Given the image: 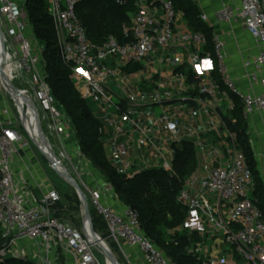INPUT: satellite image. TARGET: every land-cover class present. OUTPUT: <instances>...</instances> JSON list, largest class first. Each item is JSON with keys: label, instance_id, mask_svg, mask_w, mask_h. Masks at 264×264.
I'll return each instance as SVG.
<instances>
[{"label": "built area", "instance_id": "obj_1", "mask_svg": "<svg viewBox=\"0 0 264 264\" xmlns=\"http://www.w3.org/2000/svg\"><path fill=\"white\" fill-rule=\"evenodd\" d=\"M82 1L47 0V5L59 59L71 67L80 97L96 107L99 134L103 135L106 127L112 130L115 144L111 155L125 161L129 150L121 140L136 133L139 146L157 152L162 159L161 169L174 173L172 162L161 153L151 129L141 122L149 115L134 108L123 111L120 95L112 89L126 84L124 70L128 65L141 66L158 51L160 65L174 67L176 63L168 51L182 46L191 48L188 64L201 77L211 74L213 62L204 59L206 35L187 26L177 31L182 17L172 0H114L120 6L129 2L135 5L130 15L131 30H124L133 39L120 44L109 38L95 44L77 14ZM202 19L207 21L204 16ZM234 19L262 46L253 64V80L260 85V92L246 94L240 89L226 66V45L216 37L214 53L224 88L215 79H207L202 80L200 92L216 98L225 89L228 95L239 98L247 116L264 112L263 0H239L236 10L226 7L218 16L219 21ZM0 31V224L6 246L1 255L13 254L22 260L29 257L35 264H101L88 224L77 229L56 217L61 196L45 174L34 152L35 145L45 159L47 156L58 162L60 172L75 179L89 207L104 220L109 236L103 239L97 235L100 241L111 240L128 261L130 248L139 251L146 264H175L144 233L139 213L124 204L118 209L115 204L121 202L114 190L103 179L91 176L88 168L92 164L79 148L72 119L47 83V64L30 22L27 0H0ZM162 121L165 130L175 137L178 125L167 116ZM253 186L250 168L234 150L226 163L205 176L192 177L180 191L177 201L188 211L187 231L200 235L211 231L231 249V260L204 256L202 264H264V218L252 195ZM206 195H215L227 205L226 218L218 216L219 208ZM108 249L111 251L109 244Z\"/></svg>", "mask_w": 264, "mask_h": 264}, {"label": "crops", "instance_id": "obj_2", "mask_svg": "<svg viewBox=\"0 0 264 264\" xmlns=\"http://www.w3.org/2000/svg\"><path fill=\"white\" fill-rule=\"evenodd\" d=\"M199 9L201 16L206 17L205 22L213 29L214 36L220 38L226 45V66L233 79L237 81L240 89L246 94H258L260 85L255 83L253 76L256 73L254 61L259 56L262 46L253 40L247 33L244 25L237 20L219 21L218 16L229 7L233 10L239 6V0H191ZM264 3V0H263ZM182 19L179 23L178 32L188 27L184 12H179ZM189 28V27H188ZM191 48L187 46L172 48L168 51L169 56L175 61L172 68L163 67L159 60L161 52L150 57L141 65L142 70L133 75H139L145 70L150 73L141 74L137 83H132L128 75L124 73L127 93L121 89V85L113 88L120 95L119 103L122 110L134 108L149 117L144 116L141 122L152 131L157 139L159 149L167 160L172 162L176 158L173 151L181 147L182 142L191 141L196 149L197 169L195 173L185 181L188 184L194 176H205L219 164L226 163L230 158V152L236 151L241 157L242 153L236 145V135L231 133L223 122V118L233 121L232 113L235 109V100L223 89L222 94L216 98H209L200 92L202 80L214 79L212 74H204L202 77L188 64ZM211 58L210 53L204 54V59ZM205 69V67L203 68ZM127 76V77H126ZM137 90V91H136ZM159 106V108H155ZM96 116L97 110L94 108ZM167 116L171 122L178 125V133L175 137L165 130L162 119ZM248 122V138L253 151L254 159L264 186V112H253L246 116ZM112 130L105 128L101 136L108 161L121 173L133 175L136 172L161 169L162 159L157 152L143 148L138 144L139 136L131 133L122 139L129 154L125 161L113 158L111 153L114 147ZM108 188L112 187L107 184ZM183 186V188H184ZM207 199L218 207L219 217H227V205L221 204L215 195H206ZM118 209L123 204H115ZM204 236L207 245L206 258L221 261L231 260V249L216 234L213 239ZM133 250V249H131ZM128 251V250H127ZM128 261V260H127ZM129 264H146L144 256L137 251L136 256L129 254Z\"/></svg>", "mask_w": 264, "mask_h": 264}, {"label": "trees", "instance_id": "obj_3", "mask_svg": "<svg viewBox=\"0 0 264 264\" xmlns=\"http://www.w3.org/2000/svg\"><path fill=\"white\" fill-rule=\"evenodd\" d=\"M178 12H184L190 30L202 32L208 39L206 53L211 54L213 78L223 87L218 72V63L214 53V32L202 19L198 7L191 0H172ZM27 11L31 25L39 41H44L43 56L47 64V83L61 106L66 110L76 131V141L87 160L102 179L109 184L119 201L136 210L140 215L142 230L153 241L156 240L162 250L175 264H202L204 258L187 255L186 244L177 236L168 239L169 230L185 222L188 211L178 203L177 197L184 183L197 169L196 149L191 141H184L176 149L174 173L162 169H149L129 176L119 172L107 159L99 128L101 123L95 116L90 102L83 100L71 81L72 70L59 59L57 37L52 18L48 11L47 0H29ZM135 11L132 2L124 6L114 0H84L77 6V14L87 30L89 39L95 44H103L109 38L125 44L133 39L127 37L125 28L131 30L130 15ZM140 65H128V75L139 73ZM235 100L232 113L233 121L223 118L229 131L236 135V145L250 168L253 177L252 195L262 210L264 218V186L254 159L248 138V122L239 98ZM188 241V240H187ZM2 227L0 224V245ZM159 247V246H158ZM5 264H34L27 260L8 258Z\"/></svg>", "mask_w": 264, "mask_h": 264}, {"label": "rangeland", "instance_id": "obj_4", "mask_svg": "<svg viewBox=\"0 0 264 264\" xmlns=\"http://www.w3.org/2000/svg\"><path fill=\"white\" fill-rule=\"evenodd\" d=\"M28 1L27 0V6H28ZM28 12V11H27ZM29 14V13H28ZM40 45L42 48H45V43L44 41H39ZM150 72L148 70H145L143 73L144 75L149 74ZM141 74L139 75H133V76H128V78L131 80V82L137 83L141 78ZM127 77V76H126ZM71 81L73 85L75 86L76 80L73 77V74L71 75ZM121 89L127 93V90L124 85H121ZM137 91V90H136ZM91 105V108L94 111V104H89ZM155 108H159V106H156ZM34 152L36 156L39 158L42 167L45 171V174L47 175L49 181L53 185V187L58 191V193L61 196V202L56 208V217L61 218L62 220L66 221L68 224L71 226L81 229L84 226V215H83V209L81 202L79 200L78 194L75 191V189L67 183L63 178H61L49 165V162L47 159H45L42 154L40 153L39 149L33 145ZM91 176L98 177L100 180L102 177L99 175V173L93 169V167L90 166L88 168ZM91 214H92V224L95 233L98 236H101L103 239H106L109 234L107 230V225L104 222V220L97 215L91 208ZM146 234V233H145ZM147 235V234H146ZM148 236V235H147ZM168 239L171 237L173 238L174 236H177L178 239H183V243L186 244L185 247V253L190 256H196L197 258H204V254L207 251V245L204 240V236L198 234V233H190L187 231L185 228V222L179 224L176 226L174 229L169 230L168 234L166 235ZM209 237H212L213 239L217 238L216 235L209 234ZM149 237V236H148ZM174 239V238H173ZM188 240V241H187ZM155 244H158L156 240H153ZM109 247L112 251V253L116 256L119 264H129L126 258L120 253L118 250V247L112 243L111 240H108ZM160 249V245H158ZM5 244L0 245V264H5L6 260L8 258H15L13 254H8L7 256H2V252L5 249ZM201 248V252H197V249ZM128 253L136 256L137 250H131L130 248H127ZM96 256L99 259L101 264H106V258L105 256L100 253L99 251H96ZM25 260L29 262H33L35 264V260L28 258H25Z\"/></svg>", "mask_w": 264, "mask_h": 264}, {"label": "water", "instance_id": "obj_5", "mask_svg": "<svg viewBox=\"0 0 264 264\" xmlns=\"http://www.w3.org/2000/svg\"><path fill=\"white\" fill-rule=\"evenodd\" d=\"M0 34L2 35V32L0 31ZM13 89L16 91V89L13 87ZM47 161L49 162V164L52 166V168L54 169V171L61 177L63 178L67 183H69L77 192L80 201L82 203V209H83V215H84V223H87L90 227L91 233L92 235H94L97 239L96 243L98 246V251L100 253H102L105 258L110 261L112 264H119L116 256L106 247L104 246V244H102V241L99 240L97 234L94 231L93 228V224H92V214H91V210L89 207V203L87 201V198L85 196V194L83 193V191L81 190L79 184L75 181L74 178H72L71 176H69L68 174L62 173L57 169L58 166V162L56 160H53L49 157L46 156ZM100 242V243H99Z\"/></svg>", "mask_w": 264, "mask_h": 264}, {"label": "bare ground", "instance_id": "obj_6", "mask_svg": "<svg viewBox=\"0 0 264 264\" xmlns=\"http://www.w3.org/2000/svg\"><path fill=\"white\" fill-rule=\"evenodd\" d=\"M87 229H88L89 235L92 236L95 241H97L96 237L94 235H92L89 225H88ZM102 244H104V246H106L108 248V244L106 241H102ZM106 264H112V263L106 259Z\"/></svg>", "mask_w": 264, "mask_h": 264}]
</instances>
